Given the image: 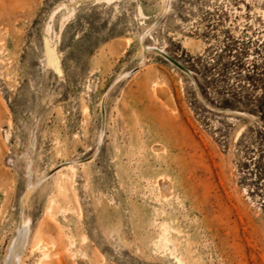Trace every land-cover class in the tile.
I'll list each match as a JSON object with an SVG mask.
<instances>
[{
	"label": "rangeland",
	"instance_id": "1",
	"mask_svg": "<svg viewBox=\"0 0 264 264\" xmlns=\"http://www.w3.org/2000/svg\"><path fill=\"white\" fill-rule=\"evenodd\" d=\"M0 264H264V0H0Z\"/></svg>",
	"mask_w": 264,
	"mask_h": 264
},
{
	"label": "bare ground",
	"instance_id": "2",
	"mask_svg": "<svg viewBox=\"0 0 264 264\" xmlns=\"http://www.w3.org/2000/svg\"><path fill=\"white\" fill-rule=\"evenodd\" d=\"M125 74V73H124ZM100 108H102V112H103V115H104V104H103V102L102 103H100ZM103 126V125H102ZM58 167V166H57ZM57 167H55V168H57ZM66 168V169H69V170H74V164L73 163H70V162H68L67 163V165L65 166L64 164L63 165H60L58 168ZM52 168V167H51ZM49 171V170H48ZM60 171V170H59ZM62 171V170H61ZM32 178V177H31ZM44 180V179H43ZM42 181V180H41ZM41 181H38L37 183H35V184H32V185H29V190L30 189H32V188H34L35 186H37V184H39V182H41ZM165 184V183H164ZM28 186V185H27ZM28 189V188H27ZM160 192L163 194L164 193V186H160ZM166 196V195H165ZM164 196V197H165ZM168 196V195H167ZM29 221H27V220H24V218H22L21 220H20V223H19V226H18V234H17V238H16V243H15V246H14V248L17 246V245H19V252H17L15 255H14V257L16 256L17 257V255H19V253H20V248L24 245V244H26L27 242H26V237L28 236V234H29ZM31 232V231H30ZM14 240V239H13ZM28 240H30V238L28 239ZM28 244V243H27ZM11 245V244H10ZM23 250V249H22ZM26 250V249H25ZM9 253V252H8ZM21 257H22V255H21ZM18 259V258H17ZM21 259V258H20ZM15 263H17V262H15ZM19 263V262H18Z\"/></svg>",
	"mask_w": 264,
	"mask_h": 264
}]
</instances>
